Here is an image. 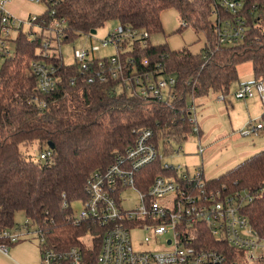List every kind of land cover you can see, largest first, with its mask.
<instances>
[{
	"label": "trees",
	"instance_id": "trees-1",
	"mask_svg": "<svg viewBox=\"0 0 264 264\" xmlns=\"http://www.w3.org/2000/svg\"><path fill=\"white\" fill-rule=\"evenodd\" d=\"M48 5L43 31L33 39L19 34L13 57L0 59V231L14 228L15 214L22 210L37 227L39 240L43 238L40 250L85 246L91 234L95 255L101 241L98 226L92 220L79 225L73 221L72 204L87 198L88 179L114 164L140 133L149 130L160 156L141 172L139 183L146 187L159 175L180 180L176 170L164 166L189 136H198L191 123V102L210 93L226 98L239 79L238 66L245 62H252L254 80L264 81V0H247L239 14L244 21L243 38L225 44L219 43L213 27V0H63ZM167 9H175L185 23L178 32L192 27L204 35L199 53L151 42L152 35L164 33L161 15ZM219 16L235 22L230 14ZM55 20L67 41L79 34L91 35L110 20L134 31L118 44V53L123 59H134L139 73L175 78V97L165 102L143 98L111 76L89 82L90 72L81 64L66 65L55 54L47 61L57 65V87L42 94L30 65L44 60L42 40L52 38L50 25ZM144 33L148 36L143 37ZM143 60H148L147 66ZM37 99L46 107H38ZM260 120L264 122V102ZM175 144L180 145L178 149ZM45 151L51 157H34ZM262 176L264 149L206 184L256 191L245 213L264 232V186L255 183Z\"/></svg>",
	"mask_w": 264,
	"mask_h": 264
},
{
	"label": "built area",
	"instance_id": "built-area-1",
	"mask_svg": "<svg viewBox=\"0 0 264 264\" xmlns=\"http://www.w3.org/2000/svg\"><path fill=\"white\" fill-rule=\"evenodd\" d=\"M13 1L0 0V59L13 57L19 34L26 33L29 39H33L43 31L48 2L57 4L63 0H29L33 4L45 5V10L37 14L31 11L14 14L8 8ZM213 1L212 13L218 15L213 27L219 43L242 39L245 27L239 14L247 0ZM220 13L230 14L235 22L222 20ZM50 27L52 38L42 40L43 48L46 49L42 54L44 60L34 61L30 65L38 80L39 91L44 95L52 93L57 87V65L47 61V57L55 54L63 59L60 51L64 36L61 23L55 20ZM133 35L134 31L118 24L101 44L106 47L114 43L118 50V44ZM147 36L144 33L143 37ZM54 39L59 43V52L51 46ZM100 49V45H92L90 49L74 51V62L81 64L84 71L90 72L89 82H93L96 77L106 81L111 76L120 78L129 90L143 98L165 102L175 97V78L155 77L152 72L139 73L134 59H123L118 52L105 59L97 58L94 54ZM93 61L97 64H93ZM142 64L147 66L148 60H143ZM235 96L238 99L257 96L264 102V81L253 80L241 84ZM218 99L226 100L223 94H219ZM36 101L38 107H46L44 101ZM189 108L194 114L191 123L199 137L200 153H203L195 100ZM262 129L264 122L261 120L249 121L240 134L244 137L258 135ZM159 156L152 142V132L145 130L134 145L116 157L114 164L94 172L85 187L87 198L82 201L83 208L79 215L74 213L73 221L79 225L92 220L98 226L101 241L97 253L93 255V241L91 245L85 243V246H72L63 250L44 247L41 249V264H264V232L257 230L245 213L256 191L207 185L201 168L193 176L183 171L180 180L159 175L143 187L139 183V178L143 179L141 172ZM39 157L45 160L51 157V153L45 151ZM164 167L177 172L182 170V167L168 163ZM256 186L262 188L264 179L256 182ZM127 189L136 191L139 196L140 206L136 209H124L119 202V196ZM134 229L147 231L144 236L147 245L154 244V241L158 243L162 237L165 243L159 249L136 250L132 243ZM24 235L26 233L17 228L0 231V252L8 254L10 245L19 242ZM39 241L43 242V238Z\"/></svg>",
	"mask_w": 264,
	"mask_h": 264
},
{
	"label": "rangeland",
	"instance_id": "rangeland-1",
	"mask_svg": "<svg viewBox=\"0 0 264 264\" xmlns=\"http://www.w3.org/2000/svg\"><path fill=\"white\" fill-rule=\"evenodd\" d=\"M8 8L14 14H22L27 11L37 14L45 10V5L41 3L33 4L29 0H14L8 5ZM213 20L216 21L217 17H213ZM161 21L164 33L152 35L151 42L153 44L167 43L172 50L187 47L193 53H199L201 51L205 44L204 35L202 33H196L192 27L183 29L181 33L178 32L183 22L180 20V17L175 9H167L163 11ZM118 24L119 23L117 21L110 20L100 27L94 35L79 34V36H77L74 40L69 41L64 40L63 38L60 45V51L63 56L64 63L66 65L73 64L75 61L74 51L76 49H90L92 45L101 46V49L94 54L97 58L108 57L116 54L118 52L116 44L110 43L108 46L103 47L101 41L107 38L109 33L114 30ZM51 46L59 52V43L55 39L52 41ZM2 63L3 60L0 61V67ZM238 75L239 79L238 81L232 83L230 87V94L226 96L225 101L218 100L220 93H210L207 96L196 99V103H198V105L196 106L195 115L198 119L197 121L199 126L201 122L203 129L206 132V129L209 128V125L214 121L211 120V118L217 115L223 125V129L227 131L228 135L220 140L208 142L202 138L201 145L205 151H203V153H200L198 136L191 135L182 144L183 151L177 152L173 157L166 159V163L169 165L172 164V166L175 167H182L184 171L190 172L191 176H193L197 170L203 168L204 179L211 180L213 178H217L246 159H237L236 161H233L234 163L228 165V167L223 165L224 160L237 152L234 145L229 143V141L225 138L228 137V139H231L232 135H238L240 130L243 128V125H246L245 122L250 120V118L255 117V120H251L258 122L263 113V101L260 97L256 96L253 98L238 99L235 96V93L241 84L254 80L252 62L240 64L238 66ZM252 102H255L254 106H251ZM204 121L207 122L205 123L206 129L204 128ZM251 140L256 141L257 148L261 147L264 149V131L259 137H250V141ZM179 146V144H175L176 149H178ZM263 149H259V151ZM30 150L31 152L33 151V149ZM34 157L38 158L39 156L37 153H34ZM263 179L264 176L258 178L256 182L259 183ZM119 202L124 209L131 210L140 206L139 196L137 192L132 189L125 190L122 196H119ZM72 208L75 215H79L83 208V202H74L72 204ZM15 224L14 228H17L22 233H26V235H24L22 239L9 250L8 254L11 257L10 261L12 264H41V250L37 227L22 210L16 212ZM146 232L147 231L142 229H134L132 231V243L136 250L149 251L159 249L164 245V237H162L158 243L156 241H154V244L151 245L144 243V236L147 234ZM86 241L88 245H91L92 236H87ZM245 261H247V259H245Z\"/></svg>",
	"mask_w": 264,
	"mask_h": 264
},
{
	"label": "crops",
	"instance_id": "crops-1",
	"mask_svg": "<svg viewBox=\"0 0 264 264\" xmlns=\"http://www.w3.org/2000/svg\"><path fill=\"white\" fill-rule=\"evenodd\" d=\"M219 101H221V100H219ZM195 104H196V106L198 105V103H196V99H195ZM254 105H255V102H252L251 106H254ZM247 109H248V107H247ZM257 118H258V116H257ZM251 119L255 120L256 118L255 117L250 118V120L246 121L245 124H247L249 121H252ZM211 120H214V121L211 124L209 122L210 125H209V128H207V129L205 126V123H207V122L204 121V128L206 129V132L204 131L203 125L200 122V126H199L200 131H201V135H199L200 141L202 138H204L206 142L213 141V140H220V139L224 138L226 135H228L227 131L223 129V125H222L221 121L218 119L217 115L212 117ZM244 127H245V125H243V128ZM263 131L264 130L262 129V130H260L258 135H252L249 137H244L239 133L240 135L239 134L238 135H232L231 139H228V137L225 138L226 140L229 141V143L234 145L237 152L234 155L229 156L226 160H224L223 165H226L225 167H228V165H231L232 163H234L233 161H236L237 159H241V158H247L248 156L252 155L253 153L259 151V149H263L261 147L257 148V143L255 140L250 141V137H259L263 133ZM198 139H199V137H198ZM181 151H183V147L181 148ZM181 151H179V152H181ZM201 169H202V173L204 176V169L203 168H201ZM183 171H184V169L178 171V174L182 175ZM186 172L190 175V172H188V171H186ZM11 247H9V250L11 249ZM10 259H11V257L9 256V254H4V253L0 252V264H12Z\"/></svg>",
	"mask_w": 264,
	"mask_h": 264
},
{
	"label": "water",
	"instance_id": "water-1",
	"mask_svg": "<svg viewBox=\"0 0 264 264\" xmlns=\"http://www.w3.org/2000/svg\"><path fill=\"white\" fill-rule=\"evenodd\" d=\"M96 33H97V30H92V31L90 32L91 35H94V34H96Z\"/></svg>",
	"mask_w": 264,
	"mask_h": 264
}]
</instances>
